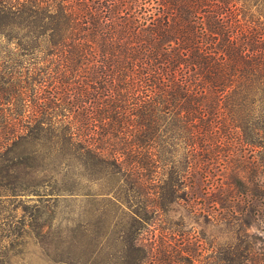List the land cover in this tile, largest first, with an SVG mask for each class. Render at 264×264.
Masks as SVG:
<instances>
[{
	"label": "trees",
	"instance_id": "1",
	"mask_svg": "<svg viewBox=\"0 0 264 264\" xmlns=\"http://www.w3.org/2000/svg\"><path fill=\"white\" fill-rule=\"evenodd\" d=\"M0 84V155L55 129L160 215L216 167L223 215L264 224V0H0Z\"/></svg>",
	"mask_w": 264,
	"mask_h": 264
},
{
	"label": "rangeland",
	"instance_id": "2",
	"mask_svg": "<svg viewBox=\"0 0 264 264\" xmlns=\"http://www.w3.org/2000/svg\"><path fill=\"white\" fill-rule=\"evenodd\" d=\"M10 129L0 121L1 135ZM52 131L0 155V264H227L219 258L240 241L261 264L264 224L243 227L215 202L223 171L182 177V198L160 215L144 210L154 189L144 195L103 165H81Z\"/></svg>",
	"mask_w": 264,
	"mask_h": 264
}]
</instances>
